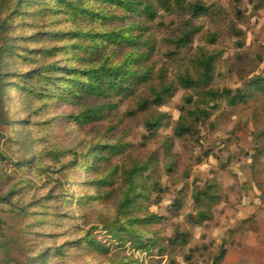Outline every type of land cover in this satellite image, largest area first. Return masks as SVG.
Instances as JSON below:
<instances>
[{
	"label": "rangeland",
	"instance_id": "rangeland-1",
	"mask_svg": "<svg viewBox=\"0 0 264 264\" xmlns=\"http://www.w3.org/2000/svg\"><path fill=\"white\" fill-rule=\"evenodd\" d=\"M169 1L166 11L156 3L158 16L142 34L141 39L153 49L149 59L132 62L134 67L149 71L148 80L131 95L102 100L107 117L91 128L68 118L77 108L57 98L60 80L53 86L38 76L29 80L30 76L23 75L67 64V43L54 33L76 25L93 31L118 29L126 27L128 21H73L48 1L44 6H30L29 16L16 26V35L22 40L4 69L9 124L0 128V151L8 158L0 160V198L10 191L14 194L11 206L2 200L0 207L15 209L17 216L1 213L6 222L2 233L21 246L32 264H108L122 256L141 264H208L216 253L206 243H221L222 237L226 243H239L242 232L251 228L252 217L243 215L240 220L238 215L241 196L249 198L246 208L254 206V198L264 208V198L252 182L255 135L264 121V99L235 106L221 101L214 110L206 105L211 116L190 122L192 134L183 138L173 135L181 107L191 106L185 98L191 96L199 103L193 91L179 84V77L193 74L200 50L218 55L207 89H241L264 69V0ZM193 3L208 7V14L193 17L188 10ZM92 6L103 9L96 3ZM44 7L48 10L43 11ZM111 13L118 15L114 10ZM188 30L193 32L189 45L175 48L170 41ZM23 47L39 52L29 56ZM105 47L102 59L108 64L133 57V47L111 43ZM47 49L52 51L44 56L41 51ZM137 52L142 53L143 48ZM53 77L63 76L56 72ZM161 84H171L172 94L156 105L149 93ZM26 86L41 94L25 91ZM142 99L149 101L144 107L140 106ZM159 115L165 116L161 125L148 129L145 121ZM97 141L118 142L121 151L110 164L117 168L113 185H102L99 190L89 184L92 177L86 173V164L81 167L82 155ZM74 154L79 159L72 164ZM24 161L29 164L22 166ZM133 162L150 165L145 173L150 191L148 209L159 220L149 228L161 238L162 251L153 248L141 252L127 244L123 253H118L120 249L102 228V222L116 212L121 195L119 174ZM260 163L255 176L264 185V156ZM212 182L218 185L220 202L211 209V221L195 225L192 217L197 206L192 194ZM178 199L182 207L173 211ZM87 233L113 245L111 252L104 255L84 248V243L72 244ZM183 234L187 235L186 245L169 244L168 239Z\"/></svg>",
	"mask_w": 264,
	"mask_h": 264
},
{
	"label": "trees",
	"instance_id": "trees-1",
	"mask_svg": "<svg viewBox=\"0 0 264 264\" xmlns=\"http://www.w3.org/2000/svg\"><path fill=\"white\" fill-rule=\"evenodd\" d=\"M48 1L53 2L73 21H128L126 27L118 29H103L100 31L87 30L76 25L67 31H59L53 36L62 38L67 43L65 50L69 55L65 65H49L40 73L37 70L26 73L25 77L30 76L33 80L38 76L40 81H46L51 85H56L60 80L57 98L64 102L73 103L77 110L71 113L70 118L74 123L91 128L95 124L103 121L107 117L105 105L101 104L102 100L109 99L114 95L126 96L135 93L139 86L149 78V71L141 67H134L132 62L146 61L150 57L153 49L149 42L142 40V34L148 30L147 24L153 22L158 16L156 3L162 10L170 9L169 0H0V128L9 124V119L5 110V101L7 98L6 91L8 82L5 66L7 60L15 54L19 48L18 42L21 37L16 35V26L23 24L29 16L30 6H44ZM176 0L175 3H180ZM96 3L103 6V9H96L92 6ZM48 10L46 7L43 11ZM111 10L118 12V15L111 13ZM193 17L204 15L209 12L208 7L199 3H193L188 8ZM18 18V19H17ZM51 35H48L50 37ZM193 36L192 30L183 31L179 37L172 39L170 43L175 48L189 45ZM32 37V39H35ZM26 40V38H23ZM106 43L119 46L133 47L131 53L132 59H126L120 64H108L102 59ZM143 48L139 53L137 49ZM23 50L30 56L38 50ZM52 50L41 51L42 54L48 55ZM35 52V53H34ZM217 54H207L206 51L200 50L193 62V74L188 73L179 77V84L186 90L193 91L199 103L193 102V97L185 98L186 103L191 106L188 108L181 107L182 115L176 122L173 135L177 138H183L192 134L190 122L198 123L211 116V112L206 109V105L214 110L218 108L221 101H225L229 106L237 104L248 105L252 102H260L264 99V69L253 76L243 88L213 90L206 87L213 80V73L217 60ZM25 60H31L30 57H24ZM52 72V74L50 73ZM58 72L63 77H53ZM25 91L40 95L39 90L26 86ZM172 85L161 84L158 88L150 89L151 102L160 105L166 96H171ZM100 101V103H99ZM148 99H142L140 106L144 107ZM203 104V105H202ZM205 106V107H204ZM164 115L154 117L152 120L145 121L148 129H153L161 125ZM254 155L252 156V182L255 183L261 196L264 198V185L255 176V167L261 164L264 156V121L262 128L255 135ZM168 144V143H167ZM118 142L104 143L97 141L93 143L88 151L82 155L83 165L86 164V173L92 179L89 181L92 187L99 190L102 185H113L112 179L117 174V168L110 167L111 160L120 153ZM8 158L0 151V160ZM79 157L74 154L72 164L76 163ZM17 165L19 163H16ZM29 164L24 161L22 166ZM149 164H139L133 162L129 168H123L119 174V183L121 195L118 200L115 214L111 219L102 222V228L110 236L115 248H119L123 253L125 246L130 245L131 249L141 252H150L153 248L160 251L164 250L161 238L156 236L152 227L158 222L159 217L151 213L148 209L150 191L145 182V173L149 170ZM112 190V189H111ZM217 183H209L203 189L195 190L192 194L193 201L197 206L195 217H192L195 225H202L213 218L212 207L220 202V195ZM113 192V191H111ZM111 192H108V196ZM14 191L6 193L3 200L5 205L11 206L10 196ZM63 196H66L65 194ZM9 197V198H8ZM182 207V201L176 200L172 205L173 211H179ZM13 209V210H12ZM13 207L3 209L0 207V264H32L31 259L23 254V249L18 243H14L10 238L3 236V224H6L1 213L6 215L17 216ZM7 221V219H6ZM3 241V242H2ZM171 246L186 245L187 235L183 234L180 238L168 239ZM84 243V248L93 250L98 253L108 255L113 245L101 243L91 234L87 233L83 238L72 242L74 245ZM221 246L216 254L210 259L208 264H221L228 249L226 241H221ZM17 253V255H14ZM19 255V258L16 257ZM108 264H141L132 257H118Z\"/></svg>",
	"mask_w": 264,
	"mask_h": 264
},
{
	"label": "crops",
	"instance_id": "crops-1",
	"mask_svg": "<svg viewBox=\"0 0 264 264\" xmlns=\"http://www.w3.org/2000/svg\"><path fill=\"white\" fill-rule=\"evenodd\" d=\"M254 199V206L246 208L249 198L241 196L238 215L240 220L243 215L252 217L251 228L242 232L239 243H225L228 251L221 264H264V208L259 206L258 198ZM221 244L206 243V246L212 245L210 250L216 253Z\"/></svg>",
	"mask_w": 264,
	"mask_h": 264
}]
</instances>
